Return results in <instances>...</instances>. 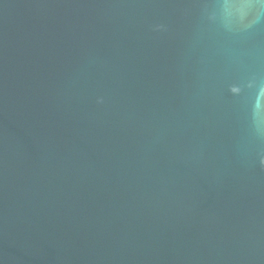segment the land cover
<instances>
[{"label": "water", "instance_id": "95a60500", "mask_svg": "<svg viewBox=\"0 0 264 264\" xmlns=\"http://www.w3.org/2000/svg\"><path fill=\"white\" fill-rule=\"evenodd\" d=\"M0 264H264V0H0Z\"/></svg>", "mask_w": 264, "mask_h": 264}]
</instances>
